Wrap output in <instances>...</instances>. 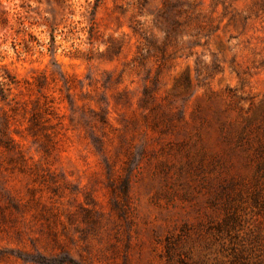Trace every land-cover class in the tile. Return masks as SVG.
I'll use <instances>...</instances> for the list:
<instances>
[{"label": "rangeland", "instance_id": "obj_1", "mask_svg": "<svg viewBox=\"0 0 264 264\" xmlns=\"http://www.w3.org/2000/svg\"><path fill=\"white\" fill-rule=\"evenodd\" d=\"M165 1L0 0V264H264V0Z\"/></svg>", "mask_w": 264, "mask_h": 264}, {"label": "trees", "instance_id": "obj_2", "mask_svg": "<svg viewBox=\"0 0 264 264\" xmlns=\"http://www.w3.org/2000/svg\"><path fill=\"white\" fill-rule=\"evenodd\" d=\"M185 2L184 0H174V1H165V7L169 8L171 6H174L176 10H179L181 8V5H183ZM4 79V81L1 80ZM13 76L9 75L7 72H4V74H0V97L1 99L6 98V92L10 90L9 85L14 83ZM2 121L0 123V146L5 147L6 149H9L12 145V139L5 134V128L7 123V118L4 114L1 115ZM243 248L237 247L234 245V243H231V246L229 248L228 252V260L225 261V264H250L247 262L245 256H244Z\"/></svg>", "mask_w": 264, "mask_h": 264}]
</instances>
